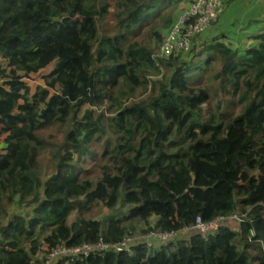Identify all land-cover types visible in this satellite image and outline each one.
<instances>
[{
	"label": "trees",
	"instance_id": "16d2710c",
	"mask_svg": "<svg viewBox=\"0 0 264 264\" xmlns=\"http://www.w3.org/2000/svg\"><path fill=\"white\" fill-rule=\"evenodd\" d=\"M178 1L0 0V264H44L59 246L116 244L135 230L179 232L196 217L244 213L214 237L191 230L157 251L138 245L53 264H264V206L246 212L245 198L214 200L219 182L202 186L193 168L230 123H255L235 159L245 158L242 167L249 151L264 148V30L242 51L224 44L226 36H201L188 51L160 57L162 31L175 24L162 6ZM210 82L227 109L220 101L210 107ZM231 107L241 114L227 115ZM51 128L61 141L46 135ZM105 159L102 177L88 180L82 164ZM111 173L118 178L112 215L85 218ZM169 178L185 190L173 192ZM193 200L203 207H179Z\"/></svg>",
	"mask_w": 264,
	"mask_h": 264
},
{
	"label": "rangeland",
	"instance_id": "374dc122",
	"mask_svg": "<svg viewBox=\"0 0 264 264\" xmlns=\"http://www.w3.org/2000/svg\"><path fill=\"white\" fill-rule=\"evenodd\" d=\"M235 2L231 5L229 4L227 6L226 0L224 2L222 11L220 15L218 16L217 20L213 22L210 27L207 29V31L200 35L196 36L203 37V39L207 38L210 39L213 35L217 34L214 33L211 36L215 26L221 25L223 27L226 26V28L233 29L234 32L240 33L241 30L244 28H247L250 24V22H253L252 26L256 27L258 25L262 24V21L264 19V0H234ZM189 0H179L178 2H171L170 4H163L162 8V14H169L172 15V23L174 24L176 22V19L178 16L184 12L188 7ZM230 25V26H229ZM261 26H258L257 29H259ZM170 29H164L162 31L163 40L169 35ZM143 40L146 43H150L151 37L149 36V32H145L142 36ZM243 45V44H241ZM233 48H235L233 46ZM236 49V48H235ZM156 54L162 57L163 55L159 52V48L156 50ZM164 57V56H163ZM49 70V69H48ZM47 71V70H46ZM31 82H39L38 77H35ZM207 88H210V93L213 89H218V84L211 82L207 84ZM213 98L210 103V107L214 109L215 104H217L218 101L223 102L225 100L221 97V95H218L219 99H216L214 96V91L210 94V98ZM233 101L236 99H232ZM227 102H223V110L227 109L226 104ZM208 110L205 107V111L203 113V119L205 121L208 120L206 117ZM227 115H234L238 116L241 114L239 107H231L228 109ZM255 126V123L253 120H247L245 122H239L238 124L230 123L226 126L224 132H221V130H217L220 134L217 135L218 141L215 142V145L201 148L200 152L202 154H207L204 161L197 160L195 164L193 165L194 170H196V176L197 181L202 186L210 187L212 184L214 185L213 181L219 182L218 186H215L212 195L214 197V200L221 201V203L226 202L227 200H231L233 198L235 201H241L243 198L247 200V206L241 207L244 211L249 212L250 206L254 203H259L264 206V166L260 167L262 168V171L259 168V171L254 170V161L259 159L258 164L264 165V148L262 147H255L252 149V151H249V156H246L248 160L251 162L246 167H242V165L245 163V158L243 157V160L235 161L237 157H239V153L245 149V144L249 142L251 139V131L253 130ZM54 135L56 140L61 141V138L63 136L62 133H59L56 131L55 128H51L46 131V135ZM249 134V135H248ZM91 150L101 151L100 147L92 146ZM255 150L260 152L261 154L257 155L255 153ZM248 154V153H246ZM259 156V157H258ZM45 161V165H49L47 163V157L42 158ZM121 165L124 162H120ZM108 164V160H96L93 163L90 161H86L82 164V170H87L90 172L88 180L92 179L95 180L94 176L101 178L102 177V167ZM132 169V168H131ZM132 171V170H131ZM243 171V172H242ZM133 172V171H132ZM132 178H134L133 175H131ZM165 175L162 179L168 178ZM106 187L102 188V184H97V191L94 193V201L93 204L89 207L88 211L83 214L85 218H95L97 220L103 221L106 217H109L112 215L111 211L108 209V207L113 206L115 204V194L112 193L113 190L117 188L118 185V178L114 175V173L109 174L107 177ZM134 180V179H132ZM91 181V180H90ZM168 183L173 185L172 191L173 192H179L182 191L179 190H185L182 187H178V183H176V178H169ZM58 184H61L60 182ZM237 187L240 193H236L235 191H232L231 194H228L226 191L229 188ZM177 192V193H178ZM205 193V192H204ZM207 193H210L208 191ZM141 195L145 196L143 192H141ZM203 199V197H201ZM210 195H206V201L209 202ZM193 207L191 206H179L182 208L183 211H187L190 209H195V207H203L201 204L202 202L200 200L194 201ZM146 204V202H144ZM167 209V210H166ZM239 209V210H240ZM163 211L166 212V214H169L170 208L167 206L165 208H162ZM172 213V212H171ZM76 219V215L72 216V220ZM106 220V219H105ZM153 223V220H151ZM231 228H234V225L231 223H228ZM139 231V230H135Z\"/></svg>",
	"mask_w": 264,
	"mask_h": 264
},
{
	"label": "built area",
	"instance_id": "2783aa9c",
	"mask_svg": "<svg viewBox=\"0 0 264 264\" xmlns=\"http://www.w3.org/2000/svg\"><path fill=\"white\" fill-rule=\"evenodd\" d=\"M224 2V0H193L176 19L169 35L162 41L159 52L166 57L175 52L188 51L192 45V40L196 36L204 34L210 25L217 20ZM245 217L246 213L234 214L228 217L215 218L209 222H204L200 217H196L191 228H184L179 232L162 233L151 229L146 233H141L140 231L130 233L116 244H105L100 240L96 244H83L75 248L59 246L49 252L44 264H53L57 260L64 258L68 259V262H72L74 258H86L104 251L131 253V247L138 245H143L149 251H157L160 247L178 239L181 235L191 230L198 232L204 239L214 237L225 224L242 223Z\"/></svg>",
	"mask_w": 264,
	"mask_h": 264
},
{
	"label": "crops",
	"instance_id": "0c3cea01",
	"mask_svg": "<svg viewBox=\"0 0 264 264\" xmlns=\"http://www.w3.org/2000/svg\"><path fill=\"white\" fill-rule=\"evenodd\" d=\"M234 2L235 1L231 2L230 5ZM228 5L229 4H227V6ZM250 24L251 25H249L247 28H244L243 30H241L239 34L236 33V31L234 32L233 29L226 28V26L224 27V30L221 25L215 26V28L211 30L212 32L210 33H211V36L214 33H217V34L213 35L211 38H214L216 36L220 37L222 35L226 36L225 39L222 40L224 44L233 45L236 49H238L239 51H242L246 47H248L250 44L254 45L255 42L252 41V37L264 30V19L262 21V24L258 25V26H261L259 29H257L258 26L256 27L252 26L253 22H250Z\"/></svg>",
	"mask_w": 264,
	"mask_h": 264
}]
</instances>
